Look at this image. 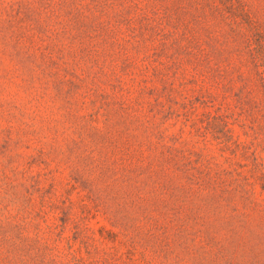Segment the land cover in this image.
Instances as JSON below:
<instances>
[{
  "label": "rangeland",
  "instance_id": "1",
  "mask_svg": "<svg viewBox=\"0 0 264 264\" xmlns=\"http://www.w3.org/2000/svg\"><path fill=\"white\" fill-rule=\"evenodd\" d=\"M245 1L234 40L194 0H0V264H264Z\"/></svg>",
  "mask_w": 264,
  "mask_h": 264
},
{
  "label": "trees",
  "instance_id": "2",
  "mask_svg": "<svg viewBox=\"0 0 264 264\" xmlns=\"http://www.w3.org/2000/svg\"><path fill=\"white\" fill-rule=\"evenodd\" d=\"M221 2V0H218ZM217 0H194L196 5L202 10H210V15L212 17L221 19L224 22L226 29L222 31V36L227 38H233L234 40L245 39L248 37V28L250 30V20L246 8L245 0H234L237 5V12L227 10L224 7H221ZM175 33L171 32L166 35H163L165 38L174 36ZM214 35V34H213ZM209 35V36H213ZM180 38H185L188 40V43H191L190 46L196 48L199 43V38H196L195 34L187 35L186 32H182L179 36ZM210 38V37H209ZM188 53L195 55V51L188 50ZM195 58V57H194Z\"/></svg>",
  "mask_w": 264,
  "mask_h": 264
}]
</instances>
